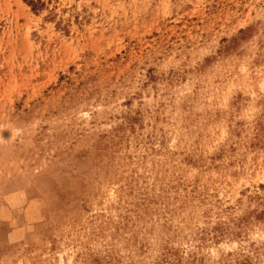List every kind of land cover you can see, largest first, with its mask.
Returning a JSON list of instances; mask_svg holds the SVG:
<instances>
[{
	"label": "rangeland",
	"instance_id": "obj_1",
	"mask_svg": "<svg viewBox=\"0 0 264 264\" xmlns=\"http://www.w3.org/2000/svg\"><path fill=\"white\" fill-rule=\"evenodd\" d=\"M0 264H264V0H0Z\"/></svg>",
	"mask_w": 264,
	"mask_h": 264
}]
</instances>
